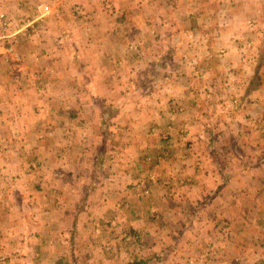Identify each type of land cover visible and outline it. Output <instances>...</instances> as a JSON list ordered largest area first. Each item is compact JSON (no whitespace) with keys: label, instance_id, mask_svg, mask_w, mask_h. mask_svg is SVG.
Segmentation results:
<instances>
[{"label":"crops","instance_id":"obj_1","mask_svg":"<svg viewBox=\"0 0 264 264\" xmlns=\"http://www.w3.org/2000/svg\"><path fill=\"white\" fill-rule=\"evenodd\" d=\"M167 1L176 4L174 11L177 20L161 21V24L155 26V39L152 37L154 33H151L149 28L143 27L146 36L142 39L143 43L141 40H137V44L140 46L138 49L140 55H144L146 50L149 51L146 48L148 45V48L156 51L165 46L173 49L174 57L177 60L170 63L178 66L182 73L185 69L187 72L185 76H179L173 81L177 83V87L172 89V94L176 98L187 101V104L190 105L193 99L197 98L196 83L199 81H202V84L208 81L212 82L214 77L221 76L228 68L242 67L241 58L233 54V47L227 44L228 37L229 35L237 36L241 29H248L243 25L248 18L253 19L257 29L255 32L259 35L264 34V0ZM148 13L146 8L135 11V13L127 10L121 18L129 19L139 14L141 18H147ZM166 18L164 15L163 19ZM129 33L128 31L125 35L123 32V37H129ZM97 35L98 41H103L112 34L108 31L100 33L98 30ZM113 37L114 39L111 41L115 42V36ZM114 42H111L112 46H115ZM126 45L130 44L122 42L123 48H126ZM83 47L84 45L77 49H71L68 46L66 51L61 54L59 61L53 62L50 68L53 70L52 72L49 71L50 69H46L50 64L45 63L44 59L37 62L46 69L44 75L47 74L53 80L54 93L58 98L67 97L68 93L75 101L77 97H80L84 100L83 104L86 110H50V113L42 115L39 112L33 114L32 111L30 116L27 112L25 114L27 118H21L18 123L13 120L0 122L1 135L5 140L11 141L10 146L0 142V261L2 257L6 256L7 264H22V257L26 256L25 262L27 261L28 264H137V261L140 264H187V257L191 255L196 259L206 260L204 264H231L233 258L235 264H238L237 261L240 260L238 254L240 257L243 249L246 248L248 257L253 259L252 264H264V233L261 230V227H264V215L260 213L264 209L258 206L260 202H256V200L248 207L243 205L239 196L247 190L245 191L243 187L229 186V181L239 182L238 174L227 180L224 187L219 190L216 195L219 196V201L204 205V212L197 219V223L190 214H186L187 209H184L183 213L186 216H182L180 221L186 224L184 227L185 237L175 236L176 229H180L182 226L172 225L165 219L167 214L175 210L171 200L174 199V193L170 192V195L165 198L163 194L169 191L151 188L153 196L151 208L155 206L154 214H160L161 218L154 220L156 221V224H153L155 228L150 230L152 241L148 240L150 235L144 233L140 238V247L130 250L126 256L118 259L116 254L109 253V250L106 249L108 246L104 245L108 241L106 239H111L113 236L126 239L128 236H124L127 232L125 230L121 232L120 227L110 235L108 226H106L109 222L101 224L105 220L98 219L101 215L100 211H105L104 207H110V197L117 196L114 202L121 197L126 183L129 185L126 188L129 189L125 190L124 193L127 195H124L127 198L131 196L135 201L138 198L135 193L140 189L141 182L133 181V176H136L138 172H134L130 176L129 170L120 160H111V170L106 166V153L111 145L109 138L104 136L105 134L108 136L107 127L105 124H101L105 121V118L101 116L105 112L103 107L117 105V100L124 99L116 111L108 108L107 113L115 112L113 119L111 118L116 125V134L112 140L124 145L126 153H130V158H135V160L144 159L143 154L146 152L154 151L153 154H157L156 147L169 146L177 149L184 145L187 148L184 150V157L178 166L189 167L193 164L192 146H195L196 142L189 143V140L182 142L180 139H189L186 138V135L178 138L180 114L177 116L169 114L170 119L167 118L166 122L170 123L167 127L166 122L165 125L159 123V117L166 114L164 111L160 112L157 118H153L154 129L153 127L148 129L149 134H154L155 138L145 139L141 142V139L132 133L135 123L132 122L131 110H124L127 106L126 85L128 82L117 77L118 72L120 75L127 72L125 64L128 63V60L117 65L110 62L107 57L109 53H105L106 57L98 61V51L109 50L110 40L107 41V44L98 42L94 49L91 48V52L94 53L88 54V57L82 53ZM76 52L79 53L76 54ZM69 53L73 59L68 61L64 57L68 58ZM32 62L36 63L34 60ZM120 66L124 68H119ZM164 67L165 65L159 69ZM233 71L235 72V70ZM82 84L89 85V88L90 86L98 88L99 92H96L97 95L90 94V89L87 88L85 91ZM185 84L193 86V89ZM261 89H264V84L252 94L256 98L260 97ZM154 91L155 98L162 95L161 89ZM117 97L118 99L115 100ZM196 104L198 105V103ZM76 107L78 108V104ZM189 107L186 106L184 115L193 109ZM137 112L141 113L139 110ZM37 119L42 121H36ZM183 119L185 118L183 117ZM185 120L184 126L189 124V121ZM44 123L48 129L45 137H41L37 128H40ZM243 123L246 124V120H243ZM164 141L166 144H162ZM7 147L10 149L5 154L3 150ZM52 148L56 149L52 150ZM57 148L59 149L58 153ZM143 149L148 151L142 153ZM8 154L10 156H7ZM177 154L175 153V156ZM207 159L208 155L198 157L194 169L199 170V165ZM32 160H37L40 164L36 174H31L27 167V164ZM175 162L173 161V163ZM136 163L139 164V162ZM196 164L199 165L196 167ZM139 167L141 168V171L137 169L139 174L148 171V169L144 170L140 164ZM176 168L165 169L162 174L171 175L172 171H176ZM152 170L157 171L158 164ZM14 174L16 175L14 176ZM240 174L264 175L263 172L248 173L246 171ZM129 180L133 182L131 183ZM161 181L162 179L158 177L148 182L153 184V182ZM223 181L221 179L220 184H223ZM53 184H55L56 190L51 187ZM179 190L182 193L185 192L183 187ZM179 190H177L178 193ZM132 192L134 193L132 194ZM206 192L209 191L201 189L202 197ZM249 192L258 199L260 195H264V187H254ZM188 195L200 196L196 189L193 194ZM104 196L107 198L106 200L103 199ZM100 201L106 204L101 205ZM136 205L138 208L140 207L138 204ZM216 205L220 207L217 211L220 212L222 223L226 222L227 228L234 227L231 235L228 234L229 231L223 230L224 232L221 233L219 241L226 249L221 250L220 254L216 256L211 255L213 253L210 250L211 247L207 248L205 254L191 252L190 245L194 242L192 239L194 226L199 222L206 221L207 226H212L213 222H217L218 218L215 217L217 212L214 208ZM206 216L208 218L203 219ZM96 225L101 226L102 232L106 234L104 239L94 236L93 229ZM167 226L172 229L175 227L169 235L166 232L170 229L163 230V227ZM245 227H250L247 232ZM173 234L174 241L167 238ZM158 236L162 237L164 243L172 244L170 249H166V245L156 248L160 244V240L155 239ZM213 236H210V241H213ZM233 238L241 243L239 246L236 243L238 249L231 255L227 251V247L232 243L231 239ZM111 240L113 241L115 238ZM248 245H251L252 249ZM25 248L28 250H24ZM111 251L113 250L111 249ZM121 259L124 260L120 261ZM239 262L244 264L242 260Z\"/></svg>","mask_w":264,"mask_h":264},{"label":"rangeland","instance_id":"obj_2","mask_svg":"<svg viewBox=\"0 0 264 264\" xmlns=\"http://www.w3.org/2000/svg\"><path fill=\"white\" fill-rule=\"evenodd\" d=\"M175 6V3L167 0H0V122L13 120L18 123L21 118H27L25 115L27 112L30 116L32 111L33 114L39 112L42 115L50 113V110H86L84 109V100L80 97L76 96L77 102L71 98L69 93L67 97L62 95L63 98H58L57 94L54 93L53 80L47 74L44 75L45 70L50 69L54 61H59L58 59L68 46L71 49H77L84 45L82 53L88 57V54L94 53L91 52V48L94 49L98 42H106L107 44V41L110 40L109 50L98 51V61L106 57L105 53H109L107 54L108 59L117 65L128 60V63L125 64L127 72L120 75L117 70V77L128 82L126 94L130 97L126 98L127 106L124 110H131L132 112L130 115L132 122L135 123L132 128L133 135L138 136L141 142L145 139H154L155 135H150L148 129H152V127L154 129L153 118H157L160 112L164 111L166 114L159 117V123L165 125L169 114L171 116L180 114L178 138L186 135V138L189 139H180L182 142L185 140H189V143L196 142L195 146H192L191 159L193 164L189 167L186 165L178 166L184 157L183 152L187 148L184 145L177 149L169 146L156 147L155 152L157 151V154H153L154 151L146 152L148 150L143 149L142 153L146 152L143 154L144 159L135 160V158H130V153H126L124 145L112 140L116 134V125L112 120L115 112L107 113L108 108L116 111L124 99L117 100V97L115 99L117 105L103 107L105 112L101 116L105 118V121L101 124H105L107 127L108 136L105 133L104 136L109 138L111 145L106 153V166L111 170V160H120L129 170L130 176L134 172H138L136 176H133V181L141 182L140 189L135 193L138 196L135 201L131 196L125 197L124 194L127 195V193L124 192L129 189L126 188L129 185L125 181L126 187L121 197L116 202L114 200L117 196L115 198L110 197V207H104L106 210L100 211L101 215L98 219L105 220L101 224L109 222L106 226H108L110 235L115 233L118 227L121 228V232L123 230L127 232L124 235L128 236L126 239L113 236L111 239L115 238V240L106 239L108 241L104 243L108 246L106 249L109 250V253L116 254L118 259L126 256L130 250L138 249L143 234L148 233L150 235V230L155 228L153 224H156V221L154 220L161 219L160 214H154L156 212L155 206L151 208L153 200L151 188L169 191L163 194L165 198L170 195V192L174 193V199L171 200L175 210L167 214L165 219L172 225L182 226L180 229H176L175 236L185 237L184 227L186 224L180 221L182 216H186L183 213L184 209H187L186 214H190L196 222L204 212V205L219 201V196H216L217 193L224 187L227 180L237 176V174L240 178L239 182L229 181V186L243 187L245 191L247 190L239 196L243 205L248 207L256 200V202H260L258 206L264 209V195H260L256 199L249 192L251 188L264 187V175L240 174L245 171L264 173V89H261L258 98L252 94L264 84V34H257L253 19L248 18L246 23H243L248 29H241L237 36L229 35L227 44L233 47L232 53L241 58L242 67L228 68L221 76L214 77L212 82L208 81L202 84V81H199L196 83L197 98L193 99L192 106H190L191 104L188 105L187 101L176 98L172 94V89L177 87V83L173 81L179 76H185L187 72L185 69L182 73L178 66L170 63L177 60L174 57L173 49L165 46L156 51L148 48V45L146 48L149 51L146 50L144 55H140L138 49L140 46L137 44V40L142 41L146 36L143 27L149 28V31L154 33L152 37L155 39V26L161 24V21H176ZM143 8L149 11L147 18H141L140 14L129 19L121 18L127 10L135 13V11ZM164 15L167 17L166 19H163ZM98 30L100 33L108 31L112 35H108L107 40L98 41ZM128 31L130 36L124 38L123 32L127 35ZM113 36H115V42L111 41L114 39ZM111 42H114L115 46H112ZM122 42L130 45L123 48ZM78 53L76 52V54ZM68 56V58H64L69 61L72 56L70 53ZM43 59L45 63L50 64L46 69L37 62ZM32 60L36 63L33 64ZM164 65L165 67L160 70L159 67ZM121 67L123 66L119 68ZM49 71L52 72L53 70L50 69ZM162 71L164 72L161 73ZM81 86L85 91L89 88L87 84ZM185 86L193 89V86L189 84H185ZM89 89L90 94L97 95L99 92L98 88L95 89L90 86ZM155 89H161L162 95L155 98L153 93ZM76 104H78V108ZM186 106L193 109L184 115ZM183 117L189 121L186 126H184L186 120ZM243 120H246L247 123H243ZM36 121L42 120L37 119ZM169 123L166 124V127ZM45 125L46 123L37 128L41 137H45V133H47L48 128ZM1 133L0 131V142L10 146L11 141L5 140ZM162 144H166V142L164 141ZM9 149L10 147H7L3 150L5 154L8 153ZM55 149L52 148V150ZM175 153H178L177 156ZM206 155H208L206 161L200 165L196 164V167L199 165L200 169H194V164L198 161L197 158ZM172 160L176 162L173 163ZM136 162H139L144 170L148 169V171L139 174L137 169L141 171V168ZM157 164L158 170L153 171L152 168L156 167ZM27 165L29 172L36 174L40 164L37 160H32ZM170 167H177L176 171H172L171 175L162 174L165 169ZM158 177L162 179L161 182H153V184L148 182ZM221 179L224 180L223 184H220ZM129 181L133 182L132 180ZM46 185L49 184L46 183ZM51 187L56 190L55 184ZM182 187L185 190L184 193L179 190ZM52 188H50L51 191ZM195 189L200 196L188 195L193 194ZM201 189L209 192H206L207 194L205 193L202 197ZM189 191L191 193H188ZM103 199L106 200L107 198L104 196ZM138 200H140L139 203ZM103 204L106 203H101V205ZM136 204L140 207L138 208ZM214 208L217 212L215 213V217L218 218L217 222H213L212 226H207L206 221L199 222L198 225L194 226V230H192L194 242L190 245L191 252L205 254L207 248L211 247L210 250L213 252L211 255L216 256L220 254L221 250L226 249L219 241L222 236L221 233L229 231L228 234L231 235L234 227L227 228L226 222L222 223L219 216L220 212L217 211L220 207L216 205ZM260 213L264 215V210ZM204 218L206 220L208 217ZM131 221L132 223H130ZM99 225L93 229L94 236L104 239L106 234L102 232ZM248 228L250 227H245L246 232ZM261 228L262 233H264V227ZM164 229H170L166 232L169 235L175 227L172 229L167 226L166 228L163 227ZM212 235H214L213 241H210L209 238ZM173 236L174 234L167 238L174 241ZM155 239L160 240V244L156 248H162L166 245L165 248L170 249L172 244L164 243L162 237L158 236ZM148 240L152 241L151 235ZM231 241L227 251L232 255L234 254L233 251L238 249L236 244L238 242L234 238ZM209 243L210 245H208ZM248 246L252 247L251 245ZM24 250L28 249L25 248ZM22 258V264H28L27 261L25 262L26 256ZM238 258H240V260L237 259L238 264L241 260L244 264L253 263V259L248 257L246 248L243 249L240 257L238 254ZM205 261L202 258L196 259L191 255L186 260L187 264H204ZM7 263L8 258L2 257L0 264ZM231 264H235L234 258Z\"/></svg>","mask_w":264,"mask_h":264},{"label":"trees","instance_id":"obj_3","mask_svg":"<svg viewBox=\"0 0 264 264\" xmlns=\"http://www.w3.org/2000/svg\"><path fill=\"white\" fill-rule=\"evenodd\" d=\"M137 264H140V262L137 261Z\"/></svg>","mask_w":264,"mask_h":264}]
</instances>
